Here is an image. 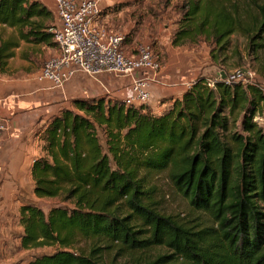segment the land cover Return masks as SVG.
Masks as SVG:
<instances>
[{
    "label": "trees",
    "instance_id": "1",
    "mask_svg": "<svg viewBox=\"0 0 264 264\" xmlns=\"http://www.w3.org/2000/svg\"><path fill=\"white\" fill-rule=\"evenodd\" d=\"M181 10L174 46L224 50L240 34L264 50V0H182ZM53 22L40 0H0V24L17 32L0 43V72L21 41L52 45ZM261 112V86L211 88L205 76L161 114L107 96L74 101L47 123L32 168L34 195L71 207H21V248H57L28 264H109L113 254V264H264ZM239 122L243 135L231 132ZM165 171L191 220L158 208L151 180Z\"/></svg>",
    "mask_w": 264,
    "mask_h": 264
},
{
    "label": "crops",
    "instance_id": "2",
    "mask_svg": "<svg viewBox=\"0 0 264 264\" xmlns=\"http://www.w3.org/2000/svg\"><path fill=\"white\" fill-rule=\"evenodd\" d=\"M48 9L52 11L50 7ZM16 35L14 28L0 24V43ZM13 52L14 57L0 72V116L7 126L0 134V264H14L18 253L24 251L21 248L20 209L28 200L30 194L26 192L30 184H33L34 193L32 168L43 154L41 135L47 123L64 109H71L76 100L106 95L99 83L82 73L77 74L64 90L37 81L42 69L36 63L37 59L46 62L58 54L54 41L52 45L21 41ZM126 54L136 56L137 50ZM190 60L187 55L177 52L169 60L162 70L160 83L153 86L149 110L161 114L170 106L171 99L181 98L189 89L190 81L185 76ZM102 82L117 93L120 100L131 95L128 78L105 76Z\"/></svg>",
    "mask_w": 264,
    "mask_h": 264
},
{
    "label": "rangeland",
    "instance_id": "3",
    "mask_svg": "<svg viewBox=\"0 0 264 264\" xmlns=\"http://www.w3.org/2000/svg\"><path fill=\"white\" fill-rule=\"evenodd\" d=\"M43 1L47 8L50 7L52 11L54 10L51 0ZM245 1L250 2V0ZM101 2L104 11L99 21L108 30L126 36L125 53H135L142 45H150L162 70L166 68L167 63L175 56L176 52L185 54L191 58L187 64L189 69L185 76L189 81L199 76H205L208 80L214 81L223 77L224 74L230 75L236 71L246 70L253 73V76H247L241 82L256 84L264 89V50L257 54L251 52L248 47V39L243 35L234 34L230 39V45L224 50L204 39L196 44L173 45L174 35L182 16V0H101ZM53 23L55 24V16ZM36 63L43 67L46 62L38 58ZM197 72H200V75ZM105 96L118 99L115 92ZM161 99L159 98V101ZM150 103L144 106L150 108L148 106ZM255 121L264 129V112L257 115ZM231 132L244 134L240 122L231 127ZM102 144L105 146L104 138H102ZM151 182L156 187V200L160 211L185 221L196 216L188 201L171 183L168 171L153 175ZM26 193L30 195L25 204H34L45 213L57 206L71 207V204L63 203L58 198L38 199L33 193V184L27 187ZM87 244V242H83L82 246L86 247ZM56 250V247H44L20 251L14 264H28L35 258L52 254ZM165 252L167 251L163 248L154 251L155 254ZM113 259L114 254L108 259L109 264L115 263ZM124 260L121 259L120 263H125Z\"/></svg>",
    "mask_w": 264,
    "mask_h": 264
},
{
    "label": "built area",
    "instance_id": "4",
    "mask_svg": "<svg viewBox=\"0 0 264 264\" xmlns=\"http://www.w3.org/2000/svg\"><path fill=\"white\" fill-rule=\"evenodd\" d=\"M55 24L50 32L58 54L46 61L39 74V83H49L54 89L64 90L68 83L82 73L99 83L106 95L111 89L102 82L105 76L128 78L131 95L124 99L128 106H142L152 100L153 86L160 83L162 67L150 45H142L136 56L125 53L126 36L101 25V0H51ZM246 70L227 75L226 79L208 80L215 88L218 82L227 85L242 83ZM196 79L188 83L190 88ZM244 84V83H243ZM5 120L0 116V134L6 131Z\"/></svg>",
    "mask_w": 264,
    "mask_h": 264
},
{
    "label": "water",
    "instance_id": "5",
    "mask_svg": "<svg viewBox=\"0 0 264 264\" xmlns=\"http://www.w3.org/2000/svg\"><path fill=\"white\" fill-rule=\"evenodd\" d=\"M226 77H227V75L224 74V75H223V79H226Z\"/></svg>",
    "mask_w": 264,
    "mask_h": 264
}]
</instances>
